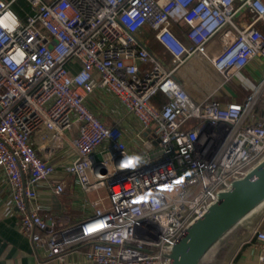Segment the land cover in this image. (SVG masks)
<instances>
[{"label":"built area","instance_id":"obj_1","mask_svg":"<svg viewBox=\"0 0 264 264\" xmlns=\"http://www.w3.org/2000/svg\"><path fill=\"white\" fill-rule=\"evenodd\" d=\"M18 1L0 0V172L19 230L62 262L88 244L83 258L93 264H170L189 226L264 158V71L241 101L217 99L250 61L264 69V33L256 28L264 25V0H23L19 13ZM246 10L250 20L236 23ZM146 27L169 64L140 39ZM224 34L230 40L218 48ZM190 61L216 82L201 100L176 76ZM76 62L78 69L68 68ZM97 92L111 93L137 121L138 152L118 124L88 106ZM157 92L165 97L160 108L150 102ZM74 126L75 157L58 171L31 137L44 129L55 144ZM69 174L96 210L56 228L34 189L50 182L60 192ZM253 238L264 264V229Z\"/></svg>","mask_w":264,"mask_h":264},{"label":"crops","instance_id":"obj_2","mask_svg":"<svg viewBox=\"0 0 264 264\" xmlns=\"http://www.w3.org/2000/svg\"><path fill=\"white\" fill-rule=\"evenodd\" d=\"M251 17L252 15L250 13L246 18H244L243 15L239 19V24L247 23ZM256 28L264 32V25L260 22L256 25ZM228 38V34L222 35L217 40V47L221 48L223 43L228 42ZM163 60L167 64L170 62V60ZM79 66V62H76L74 64H69L68 68L76 70ZM185 66H192L196 69L198 64L195 61H190L188 65ZM184 68L185 67L179 70L180 72L183 70L181 74L185 73ZM242 71L245 74L244 77L241 76L240 78L235 76L233 80L227 82L220 89V98L224 97L228 101H241L245 95V92L240 93L241 89H243L242 87H246L244 84H246V81L249 79L252 82V86L255 84L263 74V63L260 59H254L237 74ZM194 76L198 77L203 87L207 85L206 87L209 91H211L216 84L214 81L212 82L205 78L202 79V77H199L196 73H194ZM242 80L245 81L244 84L241 83ZM232 81L233 84H230ZM181 83L183 87L188 90L191 98L193 97L195 100L201 99L199 98V94L196 95L193 90L188 89L186 84L182 81ZM238 83L241 84L238 85ZM252 86L246 88L250 91ZM99 94V92L95 93V97L87 102L88 106L93 109L107 125L118 124L124 131V139L127 146L132 148L135 152H138L135 147L137 143L134 138V131L138 129L137 121L132 115L126 114L123 107L111 93H102L100 94L101 96ZM163 97L161 95H154L151 97L150 102L154 107L160 108L165 101V97ZM219 97H217V99ZM162 98L164 101L160 104ZM76 134L77 130L76 126H74L70 131L65 133L64 137L59 138L54 144L52 141H47V139H50L49 132L41 129L32 135L31 142L38 151V154L46 158L54 168L60 171V169H63L75 157V153L70 147V142ZM97 155L101 154L97 152L95 153V157ZM64 186L62 191L56 193L54 186H52L50 182H40L34 189L35 202L41 206L43 215L57 224L56 228L76 225V223L93 215L96 210L92 196L84 191L75 175H67ZM99 192L100 195H103L105 192L104 188H100ZM10 193L11 188L9 187L7 177L0 172V264H93L83 258V252L88 249V244L81 245L77 250L69 252L65 262L48 258L44 249L39 248L35 250L29 239L19 230V215L15 208L9 204ZM102 203L104 206H108L107 200H103ZM237 225L242 229L241 235L229 247L221 264H259L260 250L253 238V232L256 227L264 229V198L253 208L244 213L238 220Z\"/></svg>","mask_w":264,"mask_h":264},{"label":"water","instance_id":"obj_3","mask_svg":"<svg viewBox=\"0 0 264 264\" xmlns=\"http://www.w3.org/2000/svg\"><path fill=\"white\" fill-rule=\"evenodd\" d=\"M139 64V61H137ZM264 158L244 178L234 181L232 189L221 193L218 202L193 222L173 246L170 264H199L208 248L248 210L264 198Z\"/></svg>","mask_w":264,"mask_h":264},{"label":"rangeland","instance_id":"obj_4","mask_svg":"<svg viewBox=\"0 0 264 264\" xmlns=\"http://www.w3.org/2000/svg\"><path fill=\"white\" fill-rule=\"evenodd\" d=\"M18 4H20V5H25V2L23 1V0H19L18 2H16L15 3V5L13 6V9L15 10V8L17 9V6H18ZM237 5V2H235L234 3V6H236ZM249 11H243V12H240L239 13V15L238 16H236L235 18H234V21L236 22V23H239V19H240V17H242L243 15H244V18H246L247 17V15L250 13H248ZM248 13V14H247ZM251 14V13H250ZM153 34H152V31L151 30H149L147 27L146 28H143L141 31H140V33H139V37H140V39L141 40H143L146 44H148L149 45V47H150V49L154 52V53H156V54H158L161 58H163L164 56H161V54L162 53H160V51H159V49H158V47H157V44L156 45H154V44H151L150 45V40H151V37H153L152 36ZM155 42V41H154ZM217 46H218V42H217ZM193 66V65H192ZM187 67V66H185V73H182L181 74V72L183 71V70H181V72L179 71V72H177V78L180 80V82L182 81L184 84H186V86L188 87V89H191V90H193V92L197 95V94H199V98H204V96H206L210 91H209V89L206 87V86H204L203 87V85L199 82V79H198V77H195L194 76V73H196V74H198L199 75V77H202V79H207V80H211L212 82L214 81V79H212V76L209 74V73H207L206 71H204V70H199V71H194V68L193 67ZM211 72V71H210ZM244 72L242 71L241 73H239V74H236V76H238V77H240L241 78V76L242 77H244ZM210 79H209V78ZM233 80V79H232ZM244 80H242L241 81V83H245V81L243 82ZM241 83H238V85L239 84H241ZM230 84H233V81L230 83ZM246 87H249V86H252V82L250 81V79L248 80V81H246V84H244ZM246 87H242L243 89H241V92L240 93H246V91H248L249 89L248 88H246ZM226 89V88H225ZM159 95H161L162 97H163V95L162 94H160L159 93ZM197 97V96H196ZM164 98V97H163ZM192 99H194L195 100V98H193L192 97ZM200 99V100H201ZM193 122H195V119H189L188 120V123H193ZM149 133L151 134L152 133V130L150 129L149 130ZM152 142L155 144V139H153L152 140ZM96 158H97V160H99V159H101L102 158V156L101 155H97L96 156Z\"/></svg>","mask_w":264,"mask_h":264},{"label":"trees","instance_id":"obj_5","mask_svg":"<svg viewBox=\"0 0 264 264\" xmlns=\"http://www.w3.org/2000/svg\"><path fill=\"white\" fill-rule=\"evenodd\" d=\"M15 10L18 12V10L15 8ZM19 13V12H18ZM251 15H253L251 13ZM148 28V27H147ZM149 29V28H148ZM171 31L176 34L183 42L185 40L182 32V27L179 24H172L170 26ZM151 30V29H149ZM152 31V30H151ZM263 32V31H262ZM264 33V32H263ZM153 34V31H152ZM150 40V45L157 44V47L160 51L161 56H164L162 59L165 60H170V55L169 53L165 52L163 48L160 46V44L155 40L154 34L152 35ZM155 41V42H154ZM249 92L246 91L245 95ZM160 92L155 93L154 95L157 96L159 95ZM157 94V95H156ZM161 94V93H160ZM153 95V96H154ZM244 95V96H245ZM221 104L224 102L228 101L224 97L223 98H218ZM163 98L160 100V104L163 103ZM242 229L238 227L237 223H235L233 226H231L226 232L218 238L205 252V254L201 257V260L199 261V264H221L222 261L225 258V255L227 254V251L229 247L233 244V242L238 239V237L241 235Z\"/></svg>","mask_w":264,"mask_h":264},{"label":"bare ground","instance_id":"obj_6","mask_svg":"<svg viewBox=\"0 0 264 264\" xmlns=\"http://www.w3.org/2000/svg\"><path fill=\"white\" fill-rule=\"evenodd\" d=\"M229 40H230V37L228 38V42H229ZM228 42H227V43H228ZM227 43H223V46H222V47H224ZM222 47H221V48H222ZM263 193H264V189H263L262 192H260V193L257 194L256 196L252 197V198L250 199V202L255 201V199H256L257 197H260Z\"/></svg>","mask_w":264,"mask_h":264}]
</instances>
